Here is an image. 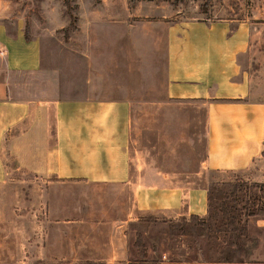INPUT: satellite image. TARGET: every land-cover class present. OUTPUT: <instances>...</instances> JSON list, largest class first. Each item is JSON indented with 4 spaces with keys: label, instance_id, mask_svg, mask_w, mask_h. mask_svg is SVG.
<instances>
[{
    "label": "crops",
    "instance_id": "crops-1",
    "mask_svg": "<svg viewBox=\"0 0 264 264\" xmlns=\"http://www.w3.org/2000/svg\"><path fill=\"white\" fill-rule=\"evenodd\" d=\"M256 18L190 19L149 31L105 30V61L95 65L89 55L80 83L61 81L48 71L39 40L27 38L26 30L14 34L1 27L0 260L63 264L62 252L37 246L43 231L58 227L64 215L79 228L91 219L81 202L87 196L85 187L130 188V203L121 198L118 217L109 214V207L104 208L108 214L93 215L108 221L93 226L107 245L118 238L125 246L126 223L133 217L129 214L206 215L207 183L174 184L171 180L181 177L149 165L133 174L132 107L144 79L156 83L166 99L202 108L204 169L228 173L264 163V27L255 24ZM121 52L127 56L116 60L115 53ZM131 54L138 62L128 61ZM144 57L151 58L149 65L143 64ZM17 174L35 180L34 186H11ZM245 175L264 182V169ZM251 220L264 226V217L249 216L247 228ZM89 257L112 264L126 259L127 253L120 246L109 247ZM232 263L201 259L196 264Z\"/></svg>",
    "mask_w": 264,
    "mask_h": 264
},
{
    "label": "rangeland",
    "instance_id": "rangeland-1",
    "mask_svg": "<svg viewBox=\"0 0 264 264\" xmlns=\"http://www.w3.org/2000/svg\"><path fill=\"white\" fill-rule=\"evenodd\" d=\"M263 15L264 0H0V28L6 27L14 34L27 28L30 37L40 42V57L48 71H52L55 77L60 75L61 81L69 80L71 83H80L84 79L83 69L89 62V55L93 56L95 65L105 61L104 53L108 51L104 46L108 38L104 35L105 30L133 28L149 31L163 23L234 16L258 17L255 24L263 28ZM124 53H115L116 60L119 57L124 59L127 56ZM131 55L128 61L138 62L134 54ZM142 61L149 65L151 58L144 57ZM72 70L75 73L71 77L69 72ZM153 81L156 82L155 79ZM138 86V99L134 100L132 107L130 136L134 175H139L149 165L181 177L171 180L174 184L198 186L207 183L208 186L212 182H220V179H232L247 181L244 189L258 193L264 191V185L260 188L258 184L262 181L246 179L245 175L251 171H262L264 163H253L242 171L228 173L204 169L201 161L205 152V124L202 108L197 103L166 99L150 79H144ZM95 87L98 90L101 85L98 83ZM182 176L187 179H182ZM11 182L14 188L25 189L34 186L35 180L23 179L17 174ZM85 188L87 196L81 202L88 206L91 219L82 222L83 227L79 228L72 226L69 214L64 215L58 224L61 228L48 227L43 231L42 244L37 246L40 251L62 252L63 264L99 260L89 256L119 246L125 249L127 258L112 260V264H173L178 261L196 264L201 259L232 264H264V226L254 225L252 220L248 223L247 243H241V238L237 239L238 245H233L236 240H229L228 235L208 237L205 227L191 232L182 224L183 217L188 218L189 215L168 217L162 213H134L129 214L133 217L126 223L125 246L118 238L107 245L104 237L95 234L97 230L93 226L104 225L108 221L96 219L93 215H106L108 212L104 208L109 207V214L118 217L120 204L124 203L122 199H125V205L130 203V188L122 191ZM88 225L91 228H87ZM137 232L141 235L143 247L135 243ZM141 250L146 251V256L140 253ZM100 261L104 264L103 260ZM6 263L0 260V264Z\"/></svg>",
    "mask_w": 264,
    "mask_h": 264
},
{
    "label": "trees",
    "instance_id": "trees-1",
    "mask_svg": "<svg viewBox=\"0 0 264 264\" xmlns=\"http://www.w3.org/2000/svg\"><path fill=\"white\" fill-rule=\"evenodd\" d=\"M26 36L30 33L26 28ZM257 183V182H255ZM248 184L243 180H226L212 182L207 186V213L200 216L191 213L188 218L183 217L182 224L188 226L190 231H196L198 228L205 227L207 236H218L224 234L228 238L235 239L233 245H238L237 239L241 243H247L249 240L247 232V219L249 216L264 217V191H251L244 189ZM260 188L264 182L258 183ZM256 186V184H252ZM136 245L143 247L140 233L137 232ZM140 253L146 256V251ZM84 264H103L100 260H87Z\"/></svg>",
    "mask_w": 264,
    "mask_h": 264
}]
</instances>
